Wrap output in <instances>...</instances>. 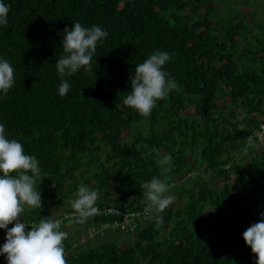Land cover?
I'll list each match as a JSON object with an SVG mask.
<instances>
[{
    "label": "trees",
    "instance_id": "trees-1",
    "mask_svg": "<svg viewBox=\"0 0 264 264\" xmlns=\"http://www.w3.org/2000/svg\"><path fill=\"white\" fill-rule=\"evenodd\" d=\"M250 16L235 0H0V264H264ZM87 187L102 197L41 231L57 238L24 231ZM69 212L83 232L66 234Z\"/></svg>",
    "mask_w": 264,
    "mask_h": 264
},
{
    "label": "rangeland",
    "instance_id": "rangeland-1",
    "mask_svg": "<svg viewBox=\"0 0 264 264\" xmlns=\"http://www.w3.org/2000/svg\"><path fill=\"white\" fill-rule=\"evenodd\" d=\"M246 1L247 0H238V2H237V6L240 8V11L244 13V14H242V17H240V23L247 25L248 27H250L251 24H253V21H252L253 17L252 16H246V14L249 11V12H256V18H255L256 21H260L264 24V3H263L264 0H255V5L252 8H250V7L248 9L241 8V5H244ZM248 2L253 3V0H248ZM256 2H258V3L256 4ZM256 5H258V7H256ZM251 21H252V23H250ZM237 23H239V22H236L234 25H238ZM259 37H260V35L255 36V37L249 36V38H252L253 41L258 40ZM242 45L248 46L249 48H251V51H256V46L254 45L252 40L249 41L248 45H246L245 43H242ZM255 56L259 57L257 54ZM218 183L219 182H217L216 184H218ZM87 191H88V187L86 188V192ZM0 196H3V195L0 193ZM98 197H102L101 192H95L94 193L92 190H89L84 195V198H81V196L78 195L76 197L75 201H73V202H69V198H68L63 204H60L57 207H53L54 211L52 212V216H53V218L57 219V218H59L58 215L62 214V213L64 214L66 211H68L70 209V206H72L73 203L77 204L79 202H84V201L91 203V202H93V198H98ZM114 197H115V195H113L111 197V201H113ZM28 202H29L28 198H17L13 202V205H16V203H20V205L17 207V209L20 213V211H22L24 208H26ZM166 202H167V207H171V208H175L177 206L182 205V202L178 201L177 197L174 195H172L169 198V200H167ZM11 219L12 218H10V220ZM6 222L9 223V219H7ZM9 226H10V224H8V226H6V228H7L6 231H9L10 229H12V226H10V228H9ZM65 227H67L66 234L68 236L74 235V233H76L78 230L81 231L80 227H78L74 223H69V224L67 223L65 225ZM81 232H83V231H81ZM34 235L32 237H34ZM5 236H7V233L5 234ZM38 237L41 238L42 240H44L45 242H50L53 239L57 238L58 236H57V233H54L53 231H51V232H37L36 238H38ZM79 239L81 242L85 240V238L81 239V237ZM132 241H134L132 238L126 239L125 243L130 244Z\"/></svg>",
    "mask_w": 264,
    "mask_h": 264
},
{
    "label": "built area",
    "instance_id": "built-area-1",
    "mask_svg": "<svg viewBox=\"0 0 264 264\" xmlns=\"http://www.w3.org/2000/svg\"><path fill=\"white\" fill-rule=\"evenodd\" d=\"M258 137L260 140H264V124L261 125L259 130H254L252 137ZM105 215H119L118 209L114 208H109L104 211H102ZM142 217V214L135 213L131 214L130 216L125 214L123 215V221L122 222H117L113 226V228H119L120 230H126L127 228L133 230L134 227H136L135 224V219L139 220ZM145 218V217H144ZM58 222H55L54 225H58ZM53 223H48V224H41L40 227H49L52 226ZM106 227H110L109 225L105 224L101 226V230L105 229Z\"/></svg>",
    "mask_w": 264,
    "mask_h": 264
},
{
    "label": "clouds",
    "instance_id": "clouds-1",
    "mask_svg": "<svg viewBox=\"0 0 264 264\" xmlns=\"http://www.w3.org/2000/svg\"><path fill=\"white\" fill-rule=\"evenodd\" d=\"M253 131L254 130H252V132L250 133V135L248 136V138H247V140L246 141H248L249 143H254V141L255 140H257V144H263L264 143V140H260L258 137H252V135H253ZM255 144V143H254ZM246 150H247V148L243 151V152H246ZM109 208H111V207H108V208H103V209H101V210H99L98 212H102V211H104V210H106V209H109ZM84 216V214L83 213H77V214H75V213H68V218H69V220H70V223H72V218L73 217H78V216ZM55 222H58L59 224L56 226V225H54V223ZM48 223H53V225L52 226H49V227H40V225L41 224H48ZM62 224V220L61 219H54V218H52V219H50V220H48V221H46V222H42V221H40V222H38V223H35L34 225H32L31 227H28V228H24V231H27V232H29V233H37V232H41V231H44L45 229H48V228H51V227H54V228H59V226ZM105 224H107V223H104L103 225H105ZM108 225V224H107ZM54 228H52V229H54ZM88 230H90V229H88ZM92 230V229H91ZM122 231V230H121Z\"/></svg>",
    "mask_w": 264,
    "mask_h": 264
},
{
    "label": "crops",
    "instance_id": "crops-1",
    "mask_svg": "<svg viewBox=\"0 0 264 264\" xmlns=\"http://www.w3.org/2000/svg\"><path fill=\"white\" fill-rule=\"evenodd\" d=\"M237 2H238V0H235V7H236V9L239 11V13L240 14H244L243 12H241L240 11V8L237 6ZM258 2H256V4H257ZM263 3H264V1H263ZM255 5V0H253V3H250V2H245V4L244 5H241V8H244V9H248L249 7L250 8H252L253 6ZM256 7H258V5H256ZM253 14V12H249L248 11V13L246 14V16H250V15H252ZM254 20V19H253ZM252 20V21H253ZM252 21L250 22V23H252ZM252 25V24H251ZM250 28V27H249ZM260 32V31H259ZM259 32H254V34H252V32H250V36L251 37H255V35L256 34H258ZM251 40H252V42H253V39L251 38ZM258 48L256 47V51H252L254 54L255 53H257V55L258 56H260V54L258 53ZM258 65H262V63L261 62H258L257 63Z\"/></svg>",
    "mask_w": 264,
    "mask_h": 264
},
{
    "label": "bare ground",
    "instance_id": "bare-ground-1",
    "mask_svg": "<svg viewBox=\"0 0 264 264\" xmlns=\"http://www.w3.org/2000/svg\"><path fill=\"white\" fill-rule=\"evenodd\" d=\"M91 187V186H90ZM93 187V186H92ZM89 188V187H88ZM80 192V191H79ZM83 194V193H82ZM94 219V218H93ZM73 250V249H72ZM75 250V249H74Z\"/></svg>",
    "mask_w": 264,
    "mask_h": 264
}]
</instances>
